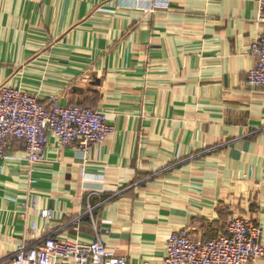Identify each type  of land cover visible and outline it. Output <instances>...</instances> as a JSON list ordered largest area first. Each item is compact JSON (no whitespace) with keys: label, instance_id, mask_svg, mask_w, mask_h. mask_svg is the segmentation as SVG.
Here are the masks:
<instances>
[{"label":"crops","instance_id":"0c3cea01","mask_svg":"<svg viewBox=\"0 0 264 264\" xmlns=\"http://www.w3.org/2000/svg\"><path fill=\"white\" fill-rule=\"evenodd\" d=\"M154 1L0 0V87L89 105L115 130L88 151L50 133L31 174L10 143L0 264L48 235L162 264L171 233L205 241L235 217L264 243V88L248 85L258 0Z\"/></svg>","mask_w":264,"mask_h":264},{"label":"built area","instance_id":"2783aa9c","mask_svg":"<svg viewBox=\"0 0 264 264\" xmlns=\"http://www.w3.org/2000/svg\"><path fill=\"white\" fill-rule=\"evenodd\" d=\"M154 5L152 0L148 8L152 10ZM257 11L258 21L264 26V0H258ZM250 53L256 62L248 73V85L264 88V32L252 40ZM50 133L64 146L88 151L93 144L104 143L115 130L105 112L89 105H63L57 96L46 103L23 89L0 87V157L13 140L22 141L31 174L44 157ZM41 214L46 219L53 217L50 209ZM262 233L260 224L245 217L231 219L223 233L205 241L194 239L186 229L179 230L169 235L162 264H246L264 260ZM7 264H128V260L109 250L99 238L83 242L48 235L36 244L21 245Z\"/></svg>","mask_w":264,"mask_h":264},{"label":"rangeland","instance_id":"374dc122","mask_svg":"<svg viewBox=\"0 0 264 264\" xmlns=\"http://www.w3.org/2000/svg\"><path fill=\"white\" fill-rule=\"evenodd\" d=\"M81 105H85V104H81Z\"/></svg>","mask_w":264,"mask_h":264}]
</instances>
